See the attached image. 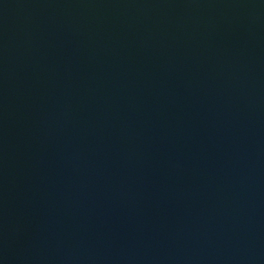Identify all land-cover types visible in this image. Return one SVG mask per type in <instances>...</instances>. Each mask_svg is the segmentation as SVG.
Masks as SVG:
<instances>
[{"label":"water","instance_id":"obj_1","mask_svg":"<svg viewBox=\"0 0 264 264\" xmlns=\"http://www.w3.org/2000/svg\"><path fill=\"white\" fill-rule=\"evenodd\" d=\"M0 264H264V0H0Z\"/></svg>","mask_w":264,"mask_h":264}]
</instances>
